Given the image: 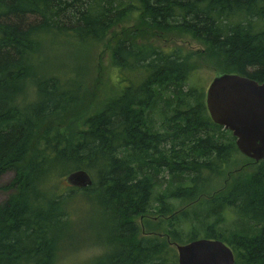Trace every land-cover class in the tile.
Masks as SVG:
<instances>
[{"label":"trees","instance_id":"1","mask_svg":"<svg viewBox=\"0 0 264 264\" xmlns=\"http://www.w3.org/2000/svg\"><path fill=\"white\" fill-rule=\"evenodd\" d=\"M112 34L116 91L80 116L82 85L45 75V39ZM154 34L192 35L206 51L142 42ZM209 60L264 83V0H0V177L15 172L0 264H62L91 244L101 253L80 264H178L176 245L199 239L226 243L236 264H264V160L211 120L199 82ZM79 170L91 187L54 188ZM219 177L228 183L216 189ZM80 192L82 216L70 208Z\"/></svg>","mask_w":264,"mask_h":264},{"label":"rangeland","instance_id":"2","mask_svg":"<svg viewBox=\"0 0 264 264\" xmlns=\"http://www.w3.org/2000/svg\"><path fill=\"white\" fill-rule=\"evenodd\" d=\"M136 23V16L133 15L130 21L124 26L128 27ZM116 35L117 34H112L107 41L114 40ZM154 35L155 36H144L141 40L144 44L148 45L147 42H151L168 52L175 48H181L183 52L206 51V47L196 41L192 35ZM107 41L104 43L93 42L83 45L81 43H75L71 38H65L63 36L48 37L45 39L44 50L40 59L45 75L59 76L65 83L71 79L79 83V85H82L83 96H85L87 100L84 102L86 106L84 111L76 112L80 116L93 114L100 109L109 98L113 97L114 91H116L115 84H118V75L113 70L115 67L112 64V48L115 46V43ZM108 44L110 45L109 47ZM204 54L206 55L205 52ZM215 71L216 69L212 61L209 60L204 63L199 73V82H203V86L205 87V97L208 87L215 76ZM126 75L129 76V73H126ZM60 122L61 119L58 118L54 124L57 125L60 124ZM251 170L252 168L247 169V171ZM14 176L15 172L9 171L0 177V204L8 198L10 191H7L5 188L12 182ZM64 179L65 177H62L58 182H54L53 185L60 193L62 190L69 188ZM216 183V189H221L228 183V179L227 177H219ZM73 196L70 202V208L74 214L82 216L83 212L87 210V203L90 201L83 192L75 193ZM91 222H93L92 219H87L85 226ZM144 224L142 230H144ZM99 253H101V248L91 244L70 255L63 256L60 263L80 264L88 261L91 257Z\"/></svg>","mask_w":264,"mask_h":264},{"label":"water","instance_id":"3","mask_svg":"<svg viewBox=\"0 0 264 264\" xmlns=\"http://www.w3.org/2000/svg\"><path fill=\"white\" fill-rule=\"evenodd\" d=\"M205 103L211 120L232 133L243 156L255 162L264 160V83L217 71ZM64 180L75 189L93 185L85 170L72 172ZM176 248L178 264H236L232 249L220 240L199 239Z\"/></svg>","mask_w":264,"mask_h":264}]
</instances>
